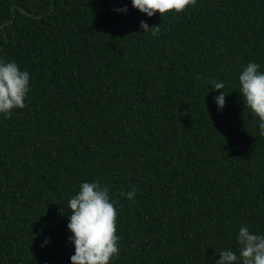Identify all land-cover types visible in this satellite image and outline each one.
Returning <instances> with one entry per match:
<instances>
[{
	"label": "trees",
	"instance_id": "1",
	"mask_svg": "<svg viewBox=\"0 0 264 264\" xmlns=\"http://www.w3.org/2000/svg\"><path fill=\"white\" fill-rule=\"evenodd\" d=\"M0 58L30 73L25 107L0 118V264H70L60 210L93 180L116 206L114 264H211L239 227L264 234V135L237 79L264 71V0L163 18L130 0H0Z\"/></svg>",
	"mask_w": 264,
	"mask_h": 264
},
{
	"label": "clouds",
	"instance_id": "2",
	"mask_svg": "<svg viewBox=\"0 0 264 264\" xmlns=\"http://www.w3.org/2000/svg\"><path fill=\"white\" fill-rule=\"evenodd\" d=\"M133 9L152 18L159 13H180L186 8L195 6L197 0H130ZM117 14H127V6L113 9ZM139 28L142 34L156 36L159 26H152L141 20ZM238 89L244 107L257 118V127L264 135V71L254 61L246 63L238 74ZM211 90L219 91L213 96L217 111L225 106L223 81L213 78L209 81ZM30 92V73L21 69L15 60L0 58V118L10 117L15 110L23 109ZM127 200L134 202L136 189L122 192ZM60 210L67 214L66 228L71 234L68 237L74 249L69 257L70 264H114L119 255L117 235L116 206L110 198L109 188L98 181L81 182L78 190L67 200ZM65 208L67 210H65ZM50 241L45 239L42 247ZM237 249L226 248L216 253L218 259L211 264H264V234H257L247 227H239L235 237Z\"/></svg>",
	"mask_w": 264,
	"mask_h": 264
}]
</instances>
